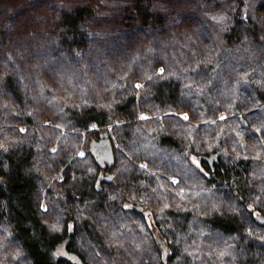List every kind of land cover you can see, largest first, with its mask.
Returning <instances> with one entry per match:
<instances>
[{"label": "trees", "instance_id": "trees-1", "mask_svg": "<svg viewBox=\"0 0 264 264\" xmlns=\"http://www.w3.org/2000/svg\"><path fill=\"white\" fill-rule=\"evenodd\" d=\"M77 260L264 264V0H0V264Z\"/></svg>", "mask_w": 264, "mask_h": 264}, {"label": "rangeland", "instance_id": "rangeland-1", "mask_svg": "<svg viewBox=\"0 0 264 264\" xmlns=\"http://www.w3.org/2000/svg\"><path fill=\"white\" fill-rule=\"evenodd\" d=\"M148 117H149V116H148L147 114H145V113H139V114H138V119L148 118ZM223 117H224V114H223V113L219 114V118H223ZM138 165H139L140 167H142V168H146V166H145V164H144L143 162H139ZM170 178H171L172 181H176V178H175V177H170ZM149 213H150V212H146V213H145V216H146L147 222H148L150 228L152 229L155 238H156L160 243H162V242H163V238H162V236L160 235V233L156 230V227H155V225H154V221H153V219L151 218V216H150Z\"/></svg>", "mask_w": 264, "mask_h": 264}, {"label": "water", "instance_id": "water-1", "mask_svg": "<svg viewBox=\"0 0 264 264\" xmlns=\"http://www.w3.org/2000/svg\"><path fill=\"white\" fill-rule=\"evenodd\" d=\"M200 158L207 161L211 167L213 166V162H217V157L215 154H209L207 156L202 155ZM76 264H84V263L81 260H77Z\"/></svg>", "mask_w": 264, "mask_h": 264}, {"label": "snow or ice", "instance_id": "snow-or-ice-1", "mask_svg": "<svg viewBox=\"0 0 264 264\" xmlns=\"http://www.w3.org/2000/svg\"><path fill=\"white\" fill-rule=\"evenodd\" d=\"M185 118H187V117H185Z\"/></svg>", "mask_w": 264, "mask_h": 264}]
</instances>
